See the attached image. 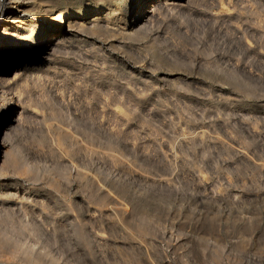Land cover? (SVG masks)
I'll return each mask as SVG.
<instances>
[{
    "label": "rangeland",
    "instance_id": "374dc122",
    "mask_svg": "<svg viewBox=\"0 0 264 264\" xmlns=\"http://www.w3.org/2000/svg\"><path fill=\"white\" fill-rule=\"evenodd\" d=\"M171 2L4 77L0 264H264V0Z\"/></svg>",
    "mask_w": 264,
    "mask_h": 264
},
{
    "label": "bare ground",
    "instance_id": "6f19581e",
    "mask_svg": "<svg viewBox=\"0 0 264 264\" xmlns=\"http://www.w3.org/2000/svg\"><path fill=\"white\" fill-rule=\"evenodd\" d=\"M25 1L27 0H0V85H2L4 77L9 74L10 71L14 69L17 70L22 66L24 70L26 68H32L34 65L44 60L46 57L43 54L45 52L48 53V50L52 52L51 48L55 46L54 43H61V41L66 39V36L70 35L74 29L86 28V31L88 29L94 32L108 31L112 32V34L115 31H119V33L122 34V32L124 33L125 31L124 28L136 27L143 17L152 13L155 7L172 4V0H136L132 7L133 11L126 20L119 12L117 13L118 9L110 5V3L103 4L102 6L104 8H102L101 3L97 2L98 4L93 7L87 6L77 12H72L69 7L70 4H66L67 6L64 7L45 8L44 6L39 8L38 4L37 7H34V4L31 7L32 3L30 2V4ZM84 4L86 3L84 2ZM148 8L151 10H146ZM36 12H41L37 23L39 26H42L43 34L40 41L37 44L35 42L33 47L28 50L26 49L25 41H23L29 36L24 32V26H26L25 24L27 22L31 23L28 18L33 15L36 16ZM152 14L155 15L154 13ZM120 23L122 26H120ZM13 36L17 37V41L9 42V40H6ZM51 41H53V43ZM6 80L8 79L6 78ZM1 90H3V88H1ZM3 99L2 101H4ZM2 107L3 109L0 111V135L2 134V129L5 133L4 136H0V153L4 148V140L15 122V119H10L14 113V105L6 101L5 106ZM3 249L4 240L0 239V253L3 252ZM27 261L28 260H26V262Z\"/></svg>",
    "mask_w": 264,
    "mask_h": 264
}]
</instances>
